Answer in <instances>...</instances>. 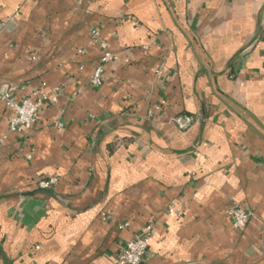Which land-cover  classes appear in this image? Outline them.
Here are the masks:
<instances>
[{"label":"crops","instance_id":"1","mask_svg":"<svg viewBox=\"0 0 264 264\" xmlns=\"http://www.w3.org/2000/svg\"><path fill=\"white\" fill-rule=\"evenodd\" d=\"M9 88L57 99L26 135L0 100V264H264V0H0Z\"/></svg>","mask_w":264,"mask_h":264},{"label":"built area","instance_id":"2","mask_svg":"<svg viewBox=\"0 0 264 264\" xmlns=\"http://www.w3.org/2000/svg\"><path fill=\"white\" fill-rule=\"evenodd\" d=\"M90 44H98L102 50L100 64L95 68L90 85L92 87H100L103 81V65L106 64L111 54L107 51V46L100 41L98 31L94 30L90 34ZM14 88H9L5 93L0 94V100L5 106L11 110V117L8 122V132L11 134H28L35 126L37 121V113L39 108L47 102H55L56 93H40L35 100H22L17 102L13 97ZM192 119L189 116H179L171 120V123L179 130L185 131L191 124ZM55 183L54 179L48 181H40L37 186L39 189H48ZM227 216L231 219L232 225L236 229L244 228L250 220V213L242 208L235 207L226 211ZM146 234L136 235L128 241L125 247L118 255V261L121 264H140L147 250Z\"/></svg>","mask_w":264,"mask_h":264}]
</instances>
